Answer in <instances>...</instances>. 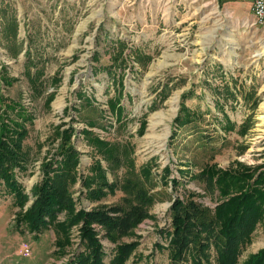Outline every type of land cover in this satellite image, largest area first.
Here are the masks:
<instances>
[{
    "label": "rangeland",
    "instance_id": "rangeland-1",
    "mask_svg": "<svg viewBox=\"0 0 264 264\" xmlns=\"http://www.w3.org/2000/svg\"><path fill=\"white\" fill-rule=\"evenodd\" d=\"M250 3L0 0V75L5 69L15 79L12 86H4L0 80V92L6 99H20L36 113L24 143L33 161L26 172L17 170L26 193L30 195L41 180L40 166L47 150L59 145V141L55 145L48 141L55 126L74 127L72 141L81 153L79 176L90 174L95 151L81 133L94 123L92 131L105 141L132 145L134 173L139 179L140 169L152 166L151 191L160 194L151 209L152 218L134 235L120 240L138 243L125 264H169L168 251L161 247L167 246L161 230L170 229L171 200L188 190L204 196L197 201L216 205L192 176L211 164L227 169L236 161L251 166L264 162V29L255 25ZM168 6L173 9L169 12L172 22L165 25L161 14ZM118 41L126 44L127 60L120 97L119 80L114 81L107 70L113 64ZM29 54L35 67L44 70L46 91L55 92L50 107L45 98L31 97L25 76ZM226 85L235 98L223 96ZM185 94V104L194 118L191 124L177 127L175 119ZM118 97L120 122L109 104ZM244 127L248 130L242 134ZM102 164L106 168V163ZM167 166L171 170L168 176ZM127 175V168L118 172L119 177ZM108 177L112 179L111 173ZM172 179L181 181L179 190H173ZM85 191L79 181L74 197L79 208L90 210L97 203H91L83 195ZM123 196L119 190L103 202L118 204ZM19 213L0 180V264H67L80 250L76 228L62 253L53 228L41 233H31L25 225L18 228ZM59 219L64 220V215ZM102 242L108 264L114 245L103 238ZM262 249L264 223L239 264Z\"/></svg>",
    "mask_w": 264,
    "mask_h": 264
},
{
    "label": "trees",
    "instance_id": "trees-1",
    "mask_svg": "<svg viewBox=\"0 0 264 264\" xmlns=\"http://www.w3.org/2000/svg\"><path fill=\"white\" fill-rule=\"evenodd\" d=\"M125 50V42L118 41L117 49H113V64L107 69L114 81L119 80V97L123 66L127 63ZM34 67L35 61L29 54L25 76L32 91L31 97L33 100L45 98V105L50 107L55 92L46 91L47 84L42 80L44 70L35 67L33 71ZM0 80L4 86H12L15 81L5 69ZM225 87L223 96L235 98L231 88L228 85ZM119 97L109 103L118 122L122 117ZM186 98L187 94L183 96L180 113L175 119L177 127L191 124L194 118L185 104ZM35 119L36 113L31 107L20 99H6L0 92V180L20 209L17 227L25 225L31 233L53 228L62 253L71 244L70 235L76 228L80 250L67 264H107L102 238L114 245L108 264H125L138 243H123L120 240L134 235L145 220L152 218L151 209L160 198L159 193L151 191L152 166L142 167L139 179L134 173L132 145L105 141L92 131L95 124L90 122L81 134L94 149L95 155L90 174L80 177L81 153L72 141L76 130L72 126L66 129H62L65 125L55 126L48 141L52 144L59 141V145L45 153L40 166L41 180L29 195L18 181L17 170L26 172L33 161L24 143ZM227 120L233 128L230 119ZM247 130L242 128V134ZM173 136H176V131ZM97 155L101 158L98 159ZM102 162L106 163V168ZM121 168H127L126 177L118 176ZM165 171L168 176L170 167L167 166ZM108 173H111L112 179ZM141 176L144 178L141 179ZM192 178L204 186V195L215 200L216 205L210 207L197 201V197L204 196L188 190L182 197L171 200L170 229L166 232L161 230L167 241V246L161 247L168 251L169 264H239L259 225L264 223V162L251 166L236 161L227 169L211 164ZM79 181L86 190L83 195L91 203H97L90 210L79 208L74 197V188ZM165 182H169L167 177ZM171 183L173 190L182 186L178 179H172ZM119 190L124 196L118 204L103 202ZM30 201L31 205L25 210ZM62 215L64 220L59 219ZM242 264H264V249L249 255Z\"/></svg>",
    "mask_w": 264,
    "mask_h": 264
},
{
    "label": "built area",
    "instance_id": "built-area-1",
    "mask_svg": "<svg viewBox=\"0 0 264 264\" xmlns=\"http://www.w3.org/2000/svg\"><path fill=\"white\" fill-rule=\"evenodd\" d=\"M250 4L255 25L264 29V0H251ZM24 252L29 255L28 248H25Z\"/></svg>",
    "mask_w": 264,
    "mask_h": 264
},
{
    "label": "crops",
    "instance_id": "crops-1",
    "mask_svg": "<svg viewBox=\"0 0 264 264\" xmlns=\"http://www.w3.org/2000/svg\"><path fill=\"white\" fill-rule=\"evenodd\" d=\"M167 6V5H166ZM172 7L171 6H168L167 8H163V10H162V18L164 19V24L165 25H168V24H171V14H169V12H172ZM250 11H251V4H250ZM173 13V12H172ZM251 14H252V11H251ZM252 16H253V14H252ZM156 22H157V20H156Z\"/></svg>",
    "mask_w": 264,
    "mask_h": 264
}]
</instances>
